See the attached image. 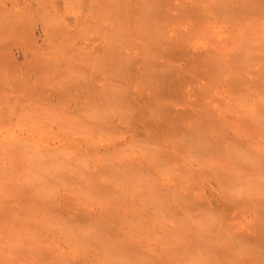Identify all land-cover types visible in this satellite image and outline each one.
Wrapping results in <instances>:
<instances>
[{"label":"rangeland","instance_id":"374dc122","mask_svg":"<svg viewBox=\"0 0 264 264\" xmlns=\"http://www.w3.org/2000/svg\"><path fill=\"white\" fill-rule=\"evenodd\" d=\"M62 1L0 0V264H264V0L198 53L64 39Z\"/></svg>","mask_w":264,"mask_h":264},{"label":"bare ground","instance_id":"6f19581e","mask_svg":"<svg viewBox=\"0 0 264 264\" xmlns=\"http://www.w3.org/2000/svg\"><path fill=\"white\" fill-rule=\"evenodd\" d=\"M54 2H56V1H54ZM62 2L66 3L64 5V8H66V9H65V12H63V13H66L65 26L67 29L66 36L65 37L62 36V38H64V39L66 38L68 40L73 38V37H76V39L90 38V37L101 38L102 35H104L105 37L103 36V38L106 39V41L104 39V41L106 42V43H104V44H106L105 49H104L105 52H109V51L112 52L114 50V48L117 46V44H119V43L121 44V42H123L120 40L121 38L125 40V38L121 37V35L122 36L126 35L125 37L130 38L129 44L131 43V41L133 42L134 39L140 38L139 40H141V39H142V41L144 40V43L140 47V48H144L143 49L144 52L147 50L148 51L154 50V48H156V44L159 42L162 44L165 43L167 50H173L175 48V45H177L179 43V44H181V47L179 48V50L182 53H198L197 52L198 47H203L204 49H207L211 43V40H213L212 39L213 38V36H212V33H213L212 32V30H213L212 29V20H213L212 19L213 18L212 12L214 11L213 7H215L213 4L214 3L213 0H134L135 6L133 5L134 3L132 2L133 4H131L129 2V0H63ZM44 3L42 2L43 5H44ZM47 4H49V2ZM45 6H43V7H45ZM58 6L59 7L61 6V5H59V2H58ZM60 12L61 11L58 10L57 14ZM50 14H51V11H50ZM48 17H49V15H48ZM58 17H57V19H58ZM55 18L56 17L54 16L52 21L47 19V18L46 19L53 23V21L56 20ZM54 23L56 25V22H54ZM56 27H57V25H56ZM74 27H75V29H74ZM59 30H62L63 32H65L63 27H62V29L59 28ZM168 35L169 36L170 35L171 36L176 35L178 41L176 40L175 41L176 43L175 42L173 43V41H172V43L168 42L167 41ZM115 38H118L119 40L118 39H116V40L119 42H116ZM126 40L127 41H125V42L127 43L128 39H126ZM150 40H151V43L149 45ZM114 42H116V44ZM120 44L118 46L122 47V44L121 45ZM124 44H123V46H124ZM133 44L134 43H132L131 45H133ZM128 47L129 48L131 47V49H132V46H128ZM131 49H129V50H131ZM82 51H84V50H82ZM96 51L98 52V50H95V52ZM95 52L93 51L92 52L93 54L92 53H90V54H92L94 56V54H97ZM130 53H128V55ZM95 56H97V55H95ZM75 64H76V62H75ZM70 69H71V65L69 67V70ZM81 69H83V68H81ZM89 71H90V69H89ZM70 72H72V71H70ZM92 72H91V74H92ZM94 90H95V88H94ZM93 97H94V95H93ZM79 100H80V98H79ZM2 110H0V111H2ZM0 114H1V112H0ZM32 114H34V113H32ZM65 125H66V123L62 126H65ZM67 125H68V123H67ZM65 127H67V126H65ZM12 152H15V151L12 150ZM15 154H17V153H15ZM14 158L18 159L16 157H14ZM19 180H21V179H19ZM17 183H18V181H17ZM2 186L5 188L6 185L2 184ZM21 186L24 187L23 184ZM3 187L2 188L0 187V188L3 189ZM6 188H7V186H6ZM9 191H7V192H9ZM11 192H13V191H11ZM16 192H17V190H16ZM41 193H42V191H40V195H41ZM1 194H2V191H1ZM10 194L13 195V193H10ZM45 197L46 196H44V198ZM5 198H6V196H5ZM32 202H34V201L32 200ZM22 219H24V218H21V220ZM26 220H25V222H26ZM12 221H9V222H12ZM17 221H18V219H17ZM22 222H23V220H22ZM28 222H30L29 217H28ZM49 222L52 223V221H49ZM49 222H48V224H49ZM7 224H8V222H7Z\"/></svg>","mask_w":264,"mask_h":264}]
</instances>
